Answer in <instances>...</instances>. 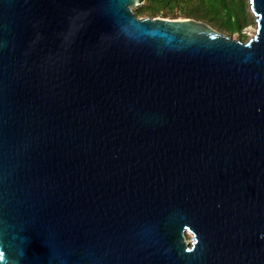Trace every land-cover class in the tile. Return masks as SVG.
Returning a JSON list of instances; mask_svg holds the SVG:
<instances>
[{
    "label": "water",
    "instance_id": "1",
    "mask_svg": "<svg viewBox=\"0 0 264 264\" xmlns=\"http://www.w3.org/2000/svg\"><path fill=\"white\" fill-rule=\"evenodd\" d=\"M142 2L0 0V264H264V0Z\"/></svg>",
    "mask_w": 264,
    "mask_h": 264
},
{
    "label": "trees",
    "instance_id": "2",
    "mask_svg": "<svg viewBox=\"0 0 264 264\" xmlns=\"http://www.w3.org/2000/svg\"><path fill=\"white\" fill-rule=\"evenodd\" d=\"M144 1H146L145 5H143ZM177 1L178 0H143L142 4L133 10V13L136 17H153L164 5H172ZM184 1L192 2L191 9L197 12L194 14L195 17H204L212 24L214 20H218L219 22H216L215 25H217L218 30L221 32L240 34L242 29L249 25V18L245 14L243 0ZM210 27L213 28L212 26ZM240 35L242 37V34Z\"/></svg>",
    "mask_w": 264,
    "mask_h": 264
},
{
    "label": "rangeland",
    "instance_id": "3",
    "mask_svg": "<svg viewBox=\"0 0 264 264\" xmlns=\"http://www.w3.org/2000/svg\"><path fill=\"white\" fill-rule=\"evenodd\" d=\"M244 3V9H245V14L247 15V17L249 18V25L246 26L245 28L242 29L241 33L242 37L240 34L238 33H226V32H221L218 30L217 25H215L216 22H219L218 20H214V23L212 24L211 22H208L207 19H205L204 17H195L194 14H196V11H193V9H191L192 7V2L189 1H184V0H178L176 3L172 4V5H164L160 11H158L156 14L152 16H143V17H139V18H165V19H183V18H190V19H194L196 21H201L204 23L209 24L210 26H212L216 31H219L220 33L233 38L234 40H238L241 42H247L254 34L256 31V21H255V17L253 16V14L250 11V5H249V0H243ZM146 4V1L143 2V5ZM134 10V9H133ZM132 10V11H133ZM148 14V13H147ZM185 238L187 243H190L193 241V234L187 232L185 234Z\"/></svg>",
    "mask_w": 264,
    "mask_h": 264
}]
</instances>
